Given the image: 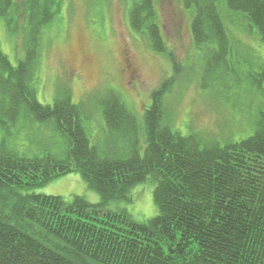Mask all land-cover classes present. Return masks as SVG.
Segmentation results:
<instances>
[{
	"label": "trees",
	"instance_id": "obj_1",
	"mask_svg": "<svg viewBox=\"0 0 264 264\" xmlns=\"http://www.w3.org/2000/svg\"><path fill=\"white\" fill-rule=\"evenodd\" d=\"M62 1L0 0V17L9 34L23 32L26 52L14 65L0 42V264H264V108L250 136L223 145L174 130L166 96L183 67L163 38L155 0H133V30L168 57L174 75L152 92L142 121L117 93H108L98 102L105 139L93 145L85 125L90 111L74 103L69 90L53 104L37 96L44 30ZM182 3L192 13L204 68L200 85L218 87L220 74L234 71L232 62L252 60L251 47L230 35L221 5L229 17L248 21L264 42V0ZM236 45L246 51L234 52ZM259 66L249 72L250 83L264 95V63ZM31 128L58 135L62 151L18 152L16 139ZM71 172L100 193L99 203L34 192ZM148 180L156 183L157 216L138 222L109 207Z\"/></svg>",
	"mask_w": 264,
	"mask_h": 264
},
{
	"label": "rangeland",
	"instance_id": "obj_2",
	"mask_svg": "<svg viewBox=\"0 0 264 264\" xmlns=\"http://www.w3.org/2000/svg\"><path fill=\"white\" fill-rule=\"evenodd\" d=\"M132 3L133 0H63L53 23L44 30L36 80L38 100L53 104L58 94L69 90L73 102L83 103L90 111L85 125L93 145H102L105 139V120L98 102L108 93H117L142 121L152 92L174 75L168 57L152 50L148 38L133 30L129 19ZM155 5L163 38L183 67L166 96L173 129L183 135L197 132L205 141L216 140L222 145L230 138L238 141L250 136L254 120L264 108V95L253 90L249 75L257 73L264 63V42L257 29L238 14L229 17L221 5L223 15L227 13L224 20L230 35L251 47L252 60L232 62L234 71L230 75L226 70L220 72V86L210 82L202 88L204 68L193 43L192 13L182 0H155ZM23 40V32L9 34L0 17L1 49L14 65L25 58ZM236 51L241 54L246 50L236 45ZM62 146L61 138L45 128L26 130L15 143L18 152L29 156L46 151L60 153ZM155 188L152 180L140 183L131 190L129 199L113 200L109 207L126 210L135 221H147L159 213ZM34 192L66 200L78 195L92 203L101 201L100 193L90 188L79 172L56 178Z\"/></svg>",
	"mask_w": 264,
	"mask_h": 264
},
{
	"label": "flooded vegetation",
	"instance_id": "obj_3",
	"mask_svg": "<svg viewBox=\"0 0 264 264\" xmlns=\"http://www.w3.org/2000/svg\"><path fill=\"white\" fill-rule=\"evenodd\" d=\"M128 69H131V67H129Z\"/></svg>",
	"mask_w": 264,
	"mask_h": 264
}]
</instances>
